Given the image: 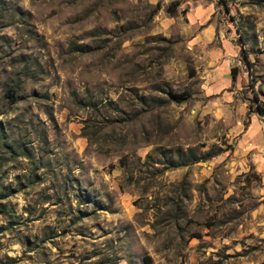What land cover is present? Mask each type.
<instances>
[{"label": "rangeland", "instance_id": "rangeland-1", "mask_svg": "<svg viewBox=\"0 0 264 264\" xmlns=\"http://www.w3.org/2000/svg\"><path fill=\"white\" fill-rule=\"evenodd\" d=\"M257 104L264 0H0V264H264Z\"/></svg>", "mask_w": 264, "mask_h": 264}, {"label": "trees", "instance_id": "trees-1", "mask_svg": "<svg viewBox=\"0 0 264 264\" xmlns=\"http://www.w3.org/2000/svg\"><path fill=\"white\" fill-rule=\"evenodd\" d=\"M159 8V3L157 2L155 9ZM166 9L170 12V13H174L177 10V6L175 2H171L170 4L167 5ZM244 56H246V54L243 53ZM250 73V72H249ZM237 74V68L236 66H232L231 67V75L232 78L235 77V75ZM12 91H14V89H12ZM168 95L175 101H182L187 99L190 96V93L188 90H181V91H174L172 89L168 90ZM256 110L259 113H263V107L259 104H257L256 106ZM143 260H144V264H152L151 261V256L149 254H145L143 256Z\"/></svg>", "mask_w": 264, "mask_h": 264}]
</instances>
